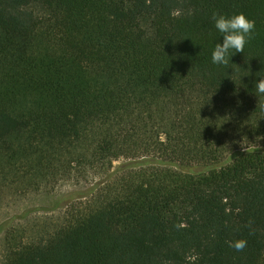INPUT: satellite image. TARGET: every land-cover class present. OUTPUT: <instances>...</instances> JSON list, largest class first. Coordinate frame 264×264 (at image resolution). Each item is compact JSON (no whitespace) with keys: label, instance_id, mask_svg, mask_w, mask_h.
<instances>
[{"label":"trees","instance_id":"obj_1","mask_svg":"<svg viewBox=\"0 0 264 264\" xmlns=\"http://www.w3.org/2000/svg\"><path fill=\"white\" fill-rule=\"evenodd\" d=\"M259 76L264 0H0V203L71 186L0 223V264H264Z\"/></svg>","mask_w":264,"mask_h":264},{"label":"clouds","instance_id":"obj_2","mask_svg":"<svg viewBox=\"0 0 264 264\" xmlns=\"http://www.w3.org/2000/svg\"><path fill=\"white\" fill-rule=\"evenodd\" d=\"M215 28L221 33L222 43L217 42L211 53L212 62L227 67L230 57L237 52L243 53L244 47L255 30V21L246 17L242 12L232 15L213 13ZM256 91L264 94V76H259L256 81ZM231 247L236 251H243L247 241L238 238L231 242Z\"/></svg>","mask_w":264,"mask_h":264},{"label":"rangeland","instance_id":"obj_3","mask_svg":"<svg viewBox=\"0 0 264 264\" xmlns=\"http://www.w3.org/2000/svg\"><path fill=\"white\" fill-rule=\"evenodd\" d=\"M71 188V186H62L55 191L54 194H32L17 199H5L0 203V223L12 217L22 213L25 209L30 207L49 206L53 201L58 198L63 191Z\"/></svg>","mask_w":264,"mask_h":264}]
</instances>
